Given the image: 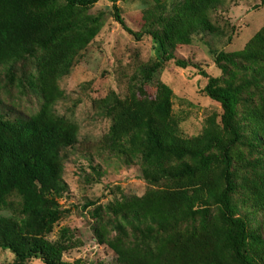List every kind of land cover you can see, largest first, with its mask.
Instances as JSON below:
<instances>
[{
    "label": "trees",
    "instance_id": "1",
    "mask_svg": "<svg viewBox=\"0 0 264 264\" xmlns=\"http://www.w3.org/2000/svg\"><path fill=\"white\" fill-rule=\"evenodd\" d=\"M99 1L0 0V79L16 80L40 103L29 114L0 95V207L10 211L0 216V251L13 256L11 264H87L63 261L81 246L74 230L52 235L71 213L61 205L70 156L87 160L96 175L90 180L99 182L93 161L106 153L136 166L147 185L139 197L83 205L94 206L93 241L113 255L112 264H264V26L240 51L209 46L220 75L200 71L203 93L221 112L186 137L175 95L159 76L171 61L201 69L175 52L195 36L222 35L210 18L222 0H140L138 32L118 6L129 0H108L114 21L135 41L150 39L155 56L133 62L124 98L110 92L93 102L109 126L92 139L55 106L64 95L59 80L105 25L102 12L90 13Z\"/></svg>",
    "mask_w": 264,
    "mask_h": 264
},
{
    "label": "rangeland",
    "instance_id": "2",
    "mask_svg": "<svg viewBox=\"0 0 264 264\" xmlns=\"http://www.w3.org/2000/svg\"><path fill=\"white\" fill-rule=\"evenodd\" d=\"M118 6L127 27L138 32L143 23L142 2L129 0L118 2ZM111 7L108 0H100L90 9L91 14H104L105 25L90 45L78 54L69 73L58 82L64 95L55 106L57 114L76 123L80 136L87 135L92 139L106 134L109 126V121L102 120L96 113L93 102L105 99L110 92L124 98L127 95V78L133 72V62H146L155 56L153 42L147 37L135 41L129 36L110 15ZM210 18L223 31L221 36H195L191 45L179 47L175 52L176 57L191 60L199 64L201 69L177 68L171 61L164 65L159 76L175 95L173 111L182 119L180 128L186 137L200 134L207 117L219 116L221 112L220 107L203 93L206 79L200 75V71L211 77L220 75L209 46L218 52L240 51L264 26V0H222L220 6L210 13ZM0 90L2 100L6 104L16 105L20 111L34 114L39 109L40 103L28 90H23L16 80L2 75ZM145 91L148 97H154L152 88H146ZM107 157L106 153H102L100 158L95 156L93 161V165L99 167V182L90 180V176L96 178V175L83 157L74 154L65 164L63 179L69 193L61 205L70 209L71 213L55 226L52 238H56L62 228H71L81 242L79 248L63 255L65 262L81 259L87 264H112L113 255L93 241L91 229L94 221L90 211L94 206L84 209L83 205L93 202L95 206L104 207L119 199L121 194L139 197L147 190L136 166H124L115 158ZM8 215L10 211L0 207V216ZM12 260L13 256L9 252L0 251V264H11ZM28 264L42 262L32 260Z\"/></svg>",
    "mask_w": 264,
    "mask_h": 264
}]
</instances>
